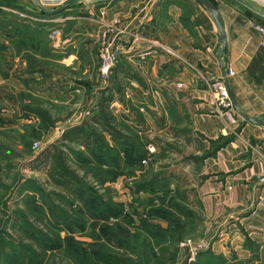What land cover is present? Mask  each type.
Instances as JSON below:
<instances>
[{
  "label": "rangeland",
  "instance_id": "1",
  "mask_svg": "<svg viewBox=\"0 0 264 264\" xmlns=\"http://www.w3.org/2000/svg\"><path fill=\"white\" fill-rule=\"evenodd\" d=\"M117 1L45 17L33 0H0V264H195L202 255L264 264V229L237 219L254 208L252 189L264 186V171L241 177L263 140L240 141V124L220 117L209 88L215 78L200 103L159 111L156 93L144 91L157 80L153 54H142L147 69L119 54L102 76V48L110 36L119 49L127 20L105 18ZM177 3L195 31L197 18ZM117 68L131 78L123 96L112 91ZM110 94L111 125L123 139L98 133L106 148L87 152L76 133ZM62 146L75 153L62 149L75 179L67 186L47 171L46 149ZM237 182L243 191L229 206L223 195Z\"/></svg>",
  "mask_w": 264,
  "mask_h": 264
},
{
  "label": "crops",
  "instance_id": "2",
  "mask_svg": "<svg viewBox=\"0 0 264 264\" xmlns=\"http://www.w3.org/2000/svg\"><path fill=\"white\" fill-rule=\"evenodd\" d=\"M145 1L118 0L106 12L108 22L115 23L117 20L121 25L127 19L116 34L120 59H134L141 69H147L151 60L144 59L142 54L146 52V55H154L150 58L157 63V80L149 87L144 86V91L156 93L155 101L157 100L159 111L168 108L170 104L176 108L178 104L187 103L194 98L200 103L204 93L202 88L211 78L222 79L228 71L232 72L233 76L227 81L238 110L262 124L246 123L236 115L237 125L240 124V141L246 143L249 140H263L262 146L256 143L257 155L252 158L250 168L243 169L241 177H250L264 171V51L260 47V37L255 32V26L264 27V0H208L218 12L226 39L224 49L214 20L195 0H157L149 8L147 3L144 6ZM177 2H182L190 11L191 17L197 18L199 26L195 31L187 28L189 20H182L183 10ZM101 3L97 0H82L75 2L70 8L89 5L90 7L80 9L88 8L93 11ZM49 16L51 15H47ZM94 31H98L95 25L92 29ZM112 40L115 38L112 37ZM195 42L200 43L202 49L195 48ZM125 70L117 68L113 75L116 82L121 83L122 89L124 83L131 79ZM196 83L201 84L200 89L192 87ZM136 84L137 91L142 92L143 88L137 81ZM176 84L187 86L186 91L179 93L181 91L175 88ZM234 112L236 113L235 109ZM199 117L206 122L213 119L204 115ZM240 185L237 182L232 192L225 191L224 203L229 206L236 203V197L244 187L243 184ZM252 193L257 197L256 201L253 202L252 198L250 202V207L255 205L254 208L249 207L251 211L247 216L237 219L252 221L261 230L264 229V186L257 187L256 191L252 189Z\"/></svg>",
  "mask_w": 264,
  "mask_h": 264
},
{
  "label": "trees",
  "instance_id": "3",
  "mask_svg": "<svg viewBox=\"0 0 264 264\" xmlns=\"http://www.w3.org/2000/svg\"><path fill=\"white\" fill-rule=\"evenodd\" d=\"M77 6V5H76ZM42 12V11H41ZM43 16L47 17V15L42 12ZM114 78V77H113ZM112 87L113 93H116L118 95L123 96L124 90L122 89L121 83L114 81ZM115 101V97L113 94H110L106 98L102 99L100 103V108L97 114H95L82 129H78L79 131L76 133L77 136L80 138L79 144L87 151L91 153H97L101 150H104L106 148V145L104 144L102 136H99L100 134H108L111 136V138L115 141H120L123 139L121 137L120 133H118L111 125L112 118L110 116V113L108 111V106ZM42 119V117H41ZM43 120V119H42ZM75 134V131H69L65 133V138L68 140L71 136ZM62 149H66V153L74 155L75 153L67 149L66 147L62 146L59 147L56 151L52 147H48L45 151L46 154H48L49 159L47 160L48 163V176L51 180H56L57 177H60L63 179L64 184L67 186L71 183V181H74V177L71 173L68 171L67 167V160H66V153L63 152ZM62 184V183H61ZM200 263L195 264H223V262L220 261L219 257L211 256V255H202L199 259ZM120 264H123L121 262ZM170 264H175V258L173 257L170 259ZM193 264V263H192Z\"/></svg>",
  "mask_w": 264,
  "mask_h": 264
},
{
  "label": "built area",
  "instance_id": "4",
  "mask_svg": "<svg viewBox=\"0 0 264 264\" xmlns=\"http://www.w3.org/2000/svg\"><path fill=\"white\" fill-rule=\"evenodd\" d=\"M68 1L70 0H36L37 5L40 6V8H50L51 10H55L62 7ZM255 32L260 37V47L264 51V27L255 26ZM109 39L110 36H108V41ZM108 41L102 48V51L99 55V58L102 63V69L100 70V74L105 77L108 75V73H110V70L113 65L116 64L117 55H119V49H117V47H115V45L111 43L113 40L111 39V41ZM232 76L233 73L228 71L227 79L231 78ZM175 88L177 90H181L185 88V85L176 84ZM209 88L211 89V92L213 94V106L219 113L220 117L228 125H236L237 119H235L233 112L231 114V111L234 110L232 109L229 93L225 84V78H215L211 81Z\"/></svg>",
  "mask_w": 264,
  "mask_h": 264
},
{
  "label": "water",
  "instance_id": "5",
  "mask_svg": "<svg viewBox=\"0 0 264 264\" xmlns=\"http://www.w3.org/2000/svg\"><path fill=\"white\" fill-rule=\"evenodd\" d=\"M33 1L36 2V0H33ZM78 1H82V0H70L66 4H64L62 7L58 8L56 10H53V11H49V12L46 11L45 9H43V8H40V6L37 5V2H36V5L45 14H47V15H55V14H58V13L62 12L65 9L70 8L72 5H74L75 2H78ZM103 1H105V0H97V2H103ZM195 1L197 3H199L200 5H202L206 9V11H208V13L211 15L212 19L214 20V22H215V24H216V26L218 28L220 39H221V44H222V47L224 49L226 47V39H225L224 31L221 28V25L219 23L217 9L208 0H195ZM224 78H225V84L227 86V90H228V93H229L230 101L232 103V107H234V109L236 110L235 114L237 116L241 117L246 123L248 122V123H253L255 125H262V124L258 123L256 120L244 115L242 112H240L238 110L237 104H236L235 99L233 97V93L231 92L230 87H229V83L227 81L228 80L227 79V75Z\"/></svg>",
  "mask_w": 264,
  "mask_h": 264
},
{
  "label": "bare ground",
  "instance_id": "6",
  "mask_svg": "<svg viewBox=\"0 0 264 264\" xmlns=\"http://www.w3.org/2000/svg\"><path fill=\"white\" fill-rule=\"evenodd\" d=\"M232 109H233V107H232ZM232 112H233V115H234L235 119H238V117L236 116L235 112L234 111H231V114H232Z\"/></svg>",
  "mask_w": 264,
  "mask_h": 264
}]
</instances>
